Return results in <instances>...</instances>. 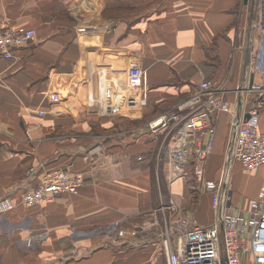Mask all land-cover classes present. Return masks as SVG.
Returning a JSON list of instances; mask_svg holds the SVG:
<instances>
[{
    "label": "crops",
    "instance_id": "1",
    "mask_svg": "<svg viewBox=\"0 0 264 264\" xmlns=\"http://www.w3.org/2000/svg\"><path fill=\"white\" fill-rule=\"evenodd\" d=\"M104 10L114 15L105 18ZM0 23L35 30L31 47L0 57V198L14 204L0 215V264H167L177 241L170 222L191 216L209 226L214 213L189 166L187 175L172 173L165 137L147 124L204 80L222 88L241 119L250 105L235 90L259 80L251 62L264 36V0H0ZM134 59L143 88L134 103L108 114L106 98L123 88ZM158 104L163 110L153 115ZM145 116L132 128L119 120ZM213 117L205 176L218 180L234 130L229 113ZM116 125L121 131L102 136ZM58 168L81 174L84 184L24 206V190ZM263 186L264 167L230 163L232 204L245 206Z\"/></svg>",
    "mask_w": 264,
    "mask_h": 264
},
{
    "label": "built area",
    "instance_id": "2",
    "mask_svg": "<svg viewBox=\"0 0 264 264\" xmlns=\"http://www.w3.org/2000/svg\"><path fill=\"white\" fill-rule=\"evenodd\" d=\"M34 37L33 28L0 23V57L13 58L17 51L31 47ZM251 69L259 80L235 90L236 99L250 105L240 120L234 119L222 88L204 80L175 112L164 113L147 124L152 132L157 131V127L166 129L165 148L172 173L187 175L189 166L201 194L210 193L214 213V221L209 226L198 224L191 216H179L170 222L169 230L177 241L175 251L167 250V264H264V186L245 206L232 204L226 187L231 162L238 161L250 171L264 167V131L259 129V115L264 108V36L257 38ZM124 76L123 88L115 97L109 95L106 98L105 112L108 114L134 103L143 88L144 71L139 60L128 63ZM49 100L57 103L58 94L51 93ZM222 112L230 114L234 136L220 178L213 180L206 178L205 166L215 133L213 116ZM38 115L43 113L38 111ZM83 184L81 174L54 169L45 173L36 185L24 190L22 203L32 207L49 202L63 194L76 193ZM13 208L10 197L0 198V215ZM168 209L174 213L179 211L173 199H170ZM163 243L165 248L170 245L168 237Z\"/></svg>",
    "mask_w": 264,
    "mask_h": 264
},
{
    "label": "trees",
    "instance_id": "3",
    "mask_svg": "<svg viewBox=\"0 0 264 264\" xmlns=\"http://www.w3.org/2000/svg\"><path fill=\"white\" fill-rule=\"evenodd\" d=\"M105 11V10H104ZM103 11V16L105 17V18H108V17H110V16H112V15H114V14H112V15H108L107 13H106V11L104 12ZM118 15H120V14H118ZM162 106H159V104L158 105H156L155 106V108H154V110H153V115H157V114H159V112H161L162 110H160V108H161ZM169 107V106H168ZM171 109V108H170ZM167 110H169V109H166V111ZM144 119H146V118H142V119H132V118H127V117H120L119 118V120H122L125 124H128V125H130V126H138V125H140V124H144ZM145 125V124H144ZM116 127V126H115ZM192 198H193V203L195 204V203H197L198 201H199V199H200V193H198V192H196V193H193L192 194Z\"/></svg>",
    "mask_w": 264,
    "mask_h": 264
},
{
    "label": "rangeland",
    "instance_id": "4",
    "mask_svg": "<svg viewBox=\"0 0 264 264\" xmlns=\"http://www.w3.org/2000/svg\"><path fill=\"white\" fill-rule=\"evenodd\" d=\"M176 105H174L173 107H175ZM177 110V107L176 108H173V112H175ZM171 112V111H170ZM134 116V115H133ZM159 116V115H158ZM144 118H146V119H144V123H145V121L147 120V119H149L147 116H145ZM122 123V125L123 126H125L126 128H132V127H135V126H130V125H128V124H125L124 122H121ZM147 128V130H149L150 132H152V130L150 129V128H148V127H146ZM156 129H158L157 131H155V132H152L154 135H157V138H159V140L161 141L162 139H163V137H165L166 135H167V131H166V129L162 132V130L164 129V128H161V127H157ZM121 131L120 130V127L119 126H117L116 125V128L115 129H111V130H109V131H104V133H103V135L102 136H107V135H109L110 133H115V132H117V131ZM96 131H100V129H97ZM161 131V136H159L158 135V132H160ZM111 135H113V134H111ZM165 139V138H164Z\"/></svg>",
    "mask_w": 264,
    "mask_h": 264
},
{
    "label": "water",
    "instance_id": "5",
    "mask_svg": "<svg viewBox=\"0 0 264 264\" xmlns=\"http://www.w3.org/2000/svg\"><path fill=\"white\" fill-rule=\"evenodd\" d=\"M245 117H248V115L246 114Z\"/></svg>",
    "mask_w": 264,
    "mask_h": 264
}]
</instances>
